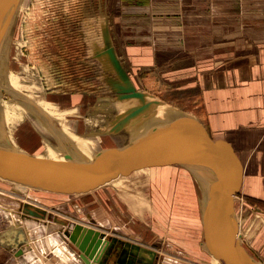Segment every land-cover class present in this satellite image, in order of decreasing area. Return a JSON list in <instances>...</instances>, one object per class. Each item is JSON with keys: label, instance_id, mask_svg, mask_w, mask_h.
Masks as SVG:
<instances>
[{"label": "rangeland", "instance_id": "obj_1", "mask_svg": "<svg viewBox=\"0 0 264 264\" xmlns=\"http://www.w3.org/2000/svg\"><path fill=\"white\" fill-rule=\"evenodd\" d=\"M141 1H20L0 50V121L13 144L49 164L62 166L71 162L65 160V155L82 163L87 159L85 154L90 156L101 148L108 136L115 140L112 123L127 108L137 107L142 101L158 100L195 118L190 109V105L196 106L193 102L183 109V95H169L183 82V73L174 70L173 75L170 70L183 66L185 59L190 61L186 54L189 50L196 51L192 58L199 55L196 48L201 39L197 30L211 34V19L217 9L231 21L232 16L236 19L237 7H232L230 0L218 7L201 5L200 0H192V4L151 0L141 8ZM105 23L111 46L130 82L150 97L118 99L114 86L118 76L109 62L97 56L104 49ZM165 26L179 32L167 33ZM149 47L160 51L161 60L168 57L167 62L173 59L176 63L153 66L145 59L149 54L145 48ZM5 87H12L25 106H19L21 120L13 133H9L6 115L17 103ZM0 136L4 135L0 132ZM120 136L125 143L129 134ZM181 169L186 168L176 164L146 165L95 191L75 196L22 191L0 180V264H81L76 252L60 241L66 237L52 220L58 217L69 224L82 223L77 217L72 218L75 222L67 218L69 214L111 227L110 232H103L104 247L112 237L146 242L147 248L155 252L153 264H201L199 257L209 258L210 253L205 236L201 240L195 185ZM241 178L240 173L235 181L239 191ZM239 197L243 204L237 214L241 244L251 258L264 264V214L255 211L242 193ZM25 203L41 208L45 216L36 218L21 212ZM12 215L17 223L28 222L26 228H12Z\"/></svg>", "mask_w": 264, "mask_h": 264}, {"label": "water", "instance_id": "obj_2", "mask_svg": "<svg viewBox=\"0 0 264 264\" xmlns=\"http://www.w3.org/2000/svg\"><path fill=\"white\" fill-rule=\"evenodd\" d=\"M20 1L0 0V50ZM102 39L104 49L97 56L105 63L109 62L118 76L119 81L114 83L118 99L143 100L144 97H150L136 90L130 82L111 46L106 23L102 27ZM148 107L142 101L137 107L127 108L112 123L111 131L122 130L120 123L139 115ZM64 158L72 161L69 155ZM219 161L227 166L234 181L240 178L239 167L228 147L214 143L207 130L193 120L150 124L127 145L97 154L86 164L73 163L70 168L49 166L20 152L5 136H0V178L49 193H90L121 175H127L146 165L162 163L187 168L200 178L203 189L209 196L218 191L221 193L219 197L223 199L228 191L235 194V190L232 187L228 189ZM21 212L36 218L45 216L44 210L29 203L22 205ZM52 220L68 226L63 234L81 264H153L155 252L152 249L115 237L108 238L110 242L104 247V233L92 225L69 224L65 218L58 217H53ZM207 234L209 242H212L213 257L220 264H263L244 251L240 235L236 236L231 228L228 232L219 230L216 235H211L208 230Z\"/></svg>", "mask_w": 264, "mask_h": 264}, {"label": "crops", "instance_id": "obj_3", "mask_svg": "<svg viewBox=\"0 0 264 264\" xmlns=\"http://www.w3.org/2000/svg\"><path fill=\"white\" fill-rule=\"evenodd\" d=\"M185 1L193 3L192 0H183L184 3ZM225 1L229 0H200L199 3L218 7L224 5ZM230 1L232 7H237L236 19L234 20L232 16L229 21L228 15L225 18L224 13L217 9L215 18L211 19L214 23L210 37L206 34L207 31L200 28L197 30L198 36L194 32V36L201 39L199 48H196L199 55L192 58V53L196 51L189 50L186 54L189 55L190 61L186 62L185 59L183 66H176L170 70L173 71L171 72L173 75L174 70L183 73L181 76L183 82L176 87L177 93L173 91L169 95H183V100L180 99L184 104L183 109H187L191 102L196 105L194 107L190 105V109L193 110L191 115L205 126L214 141L232 149L233 158L241 168L242 191H239L234 186L235 181L229 175L227 166L219 161L228 189L232 187L236 190L235 194L228 191L223 199L219 197L221 193L218 191L211 196L204 191V205L199 204L201 240L208 230L211 235H216L219 230L228 232L231 228L236 236L239 235L237 214L240 193L250 205H253L255 211L264 214V0ZM146 4H151V0H144L140 7L143 8ZM191 23L192 21H189V24ZM226 23L231 26L226 27ZM165 27H168L167 33L179 32L177 29L172 31L170 26ZM145 49L149 53L145 59L153 63V66H156V63L158 67L176 63L173 59L167 62L168 57L161 60L160 51L150 47ZM250 205L247 208L250 209ZM69 215L70 217L64 216L73 221L72 218L77 217L81 224L92 225L100 232L107 233L112 230L111 227L98 224L93 219H90L92 220L90 222ZM11 219V226L15 230L26 228L28 225L26 221L17 223L15 215H12ZM64 229L58 224V232L62 235ZM207 240L212 250V242ZM60 241L68 249L75 251L66 238L63 237ZM134 243L149 247V243L146 242ZM207 250L210 253L208 245ZM201 262L205 264L204 260Z\"/></svg>", "mask_w": 264, "mask_h": 264}, {"label": "bare ground", "instance_id": "obj_4", "mask_svg": "<svg viewBox=\"0 0 264 264\" xmlns=\"http://www.w3.org/2000/svg\"><path fill=\"white\" fill-rule=\"evenodd\" d=\"M28 87H30V86H28ZM5 90L9 93V95L15 100V102L18 105V106L14 105L12 107V109L10 110V114L8 115V113H7V115H6L7 120H9V122H10L9 124L11 126V128L9 130V133H13V132L16 131V127H18V125L20 124V120H21V118H19V116H18V114H19V106L21 108H23V109L25 108V106L23 104V100L19 97V95L15 92V90L12 87H8V88L5 87ZM145 103L147 105H149V107L144 112H142L139 115H137V116H135L133 118H130L128 120L125 119L126 121H123V124L120 123L119 126H121V127L123 126L122 130L115 132L116 135H115V140L113 139L114 141L108 136L104 140V142L102 143L101 148H99L96 151H94L93 154H91L90 156H88V154H85V157L87 159L85 161H83L81 164H86L88 161H91L92 158L94 156H96L97 154H100V153L108 151V150L119 149V148L127 145L129 143V141L133 140L134 137H136L141 131H143V129L146 126H148L150 124H158L160 122L176 123V122H180V121H184V120H193V121H197L198 123H200L195 118H193V117H191V116H189V115H187L185 113H182V111H180V110H178V109H176L174 107L164 105L158 100H151V101H147ZM0 120H2L1 116H0ZM95 123H98V120H96ZM200 125H202V124L200 123ZM4 129H5V127L3 126L2 122L0 121V132L9 140V142L12 144V146L15 147L17 150H19L20 152H22L24 154H27V155L31 156L32 158H34L36 160L44 162L45 164H47L49 166L65 167V168H70V167H72V165H74L73 163H76L74 160H72L71 162H65L64 164H62V166L61 165L49 164L45 160L39 159V158L35 157L34 155L29 154L26 151L18 148L10 140V136L11 135L10 134L7 135ZM121 132L122 133L127 132L129 134V137L125 141V143H123L122 138L120 136L122 134ZM152 165L154 167L156 166V164H152ZM186 169H181L182 172H183L182 174L184 175L185 178H187L189 181H191L192 184L195 185V189H196V192H197V200H198L199 204L204 205L205 193H204L202 181L193 172H191L188 169L186 170ZM116 179H114L112 181H115ZM0 180L3 181V182H6V183H12L14 186H16L17 188H19L22 191H30V190H32L30 188H27L25 186L19 185L17 183H14V182H11V181H8V180H3L1 178H0ZM112 181H110L109 183H111ZM36 191H38V190H36ZM182 191L183 190H181L180 192H182ZM54 194L60 195V193H54ZM84 194H87V193H84ZM62 195H67V194H62ZM75 195H83V194H73V196H75ZM242 206H243V204L240 203V208H243ZM203 223H204V220H203ZM204 230H206L205 227H204ZM207 239L208 238H207V234H206L205 240H206V245H208V248L210 250V256H209V258L202 257L203 258L202 260H204L205 264H220L218 262V260L213 257L212 250H211V247L208 244V240ZM177 243L179 245H181L179 242H177ZM153 246H154V244L152 245V247ZM154 247H158V245H156ZM242 247H243V245H242ZM191 253H194V251L191 252ZM255 261H257V260H255ZM257 262H260V261H257Z\"/></svg>", "mask_w": 264, "mask_h": 264}]
</instances>
